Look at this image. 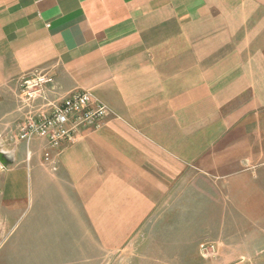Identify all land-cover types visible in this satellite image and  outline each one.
I'll return each instance as SVG.
<instances>
[{
	"label": "crops",
	"instance_id": "0c3cea01",
	"mask_svg": "<svg viewBox=\"0 0 264 264\" xmlns=\"http://www.w3.org/2000/svg\"><path fill=\"white\" fill-rule=\"evenodd\" d=\"M35 71L53 81L25 102ZM82 90L111 110L98 129L47 160L44 138L18 139ZM263 112L264 0H0L1 256L88 264L195 228L248 168L233 150ZM241 239L240 260L264 264V237Z\"/></svg>",
	"mask_w": 264,
	"mask_h": 264
},
{
	"label": "rangeland",
	"instance_id": "374dc122",
	"mask_svg": "<svg viewBox=\"0 0 264 264\" xmlns=\"http://www.w3.org/2000/svg\"><path fill=\"white\" fill-rule=\"evenodd\" d=\"M261 114L262 119L254 123L247 141L232 154L235 166L248 168L227 179L224 195L216 192V206L206 209L202 205L193 223L195 228L184 227L171 239L155 240V248H134L133 252L123 249L95 261L89 260L88 264H244L239 254L255 249L251 243L247 249L246 242L241 239L243 231L258 235L261 241L264 237V112ZM245 158L248 161L243 165ZM179 239L185 241L183 246H179L183 242ZM224 240L229 248L227 251L222 246L215 255L208 254L216 241L225 244ZM25 262L31 261L16 254L5 257L0 254V264Z\"/></svg>",
	"mask_w": 264,
	"mask_h": 264
},
{
	"label": "built area",
	"instance_id": "2783aa9c",
	"mask_svg": "<svg viewBox=\"0 0 264 264\" xmlns=\"http://www.w3.org/2000/svg\"><path fill=\"white\" fill-rule=\"evenodd\" d=\"M53 81L52 74L35 71L19 80V93L25 102L43 96L45 85ZM111 110L88 91H74L61 102L51 105L48 112L40 107L29 114L17 129L19 140L29 142L34 137L47 141L44 159L49 149H58L76 140L83 129H98ZM204 252L205 247H201ZM205 254V253H203ZM208 254L215 255L214 246Z\"/></svg>",
	"mask_w": 264,
	"mask_h": 264
},
{
	"label": "water",
	"instance_id": "95a60500",
	"mask_svg": "<svg viewBox=\"0 0 264 264\" xmlns=\"http://www.w3.org/2000/svg\"><path fill=\"white\" fill-rule=\"evenodd\" d=\"M0 163H2L4 166L7 165V163L4 161L3 157L0 154Z\"/></svg>",
	"mask_w": 264,
	"mask_h": 264
}]
</instances>
